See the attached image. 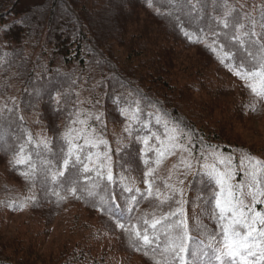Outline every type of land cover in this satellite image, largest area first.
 Returning <instances> with one entry per match:
<instances>
[{
    "label": "trees",
    "instance_id": "1",
    "mask_svg": "<svg viewBox=\"0 0 264 264\" xmlns=\"http://www.w3.org/2000/svg\"><path fill=\"white\" fill-rule=\"evenodd\" d=\"M229 3L235 5L234 0ZM173 4L183 5L184 0H173ZM255 6H264V0ZM187 13L188 7L182 11L170 7L169 0H151V6L149 0H125L122 4L117 0H0V105L11 106L10 98H14L19 105L17 115L24 117L22 127L34 137L42 132L53 138L54 132H63L78 109L102 112L105 138L113 149L115 183L100 190L99 196L107 199L108 193L114 192L121 207L128 195L122 191L123 184L143 190L145 169L136 158L142 145L133 139H124L128 147L122 149V159L115 152L113 130L123 127L119 107L134 108L139 103L141 119L150 121L154 132L163 133L155 115H164L225 154L249 151L240 140L246 132L253 135L254 125L264 122V99L254 96L246 82L229 70L231 61H226L229 67L220 63L217 57L223 56L222 51L214 53L207 46L212 41L208 17L217 15L211 4L191 23ZM254 15L258 17L259 12ZM200 28L208 37L203 42H197ZM220 42L226 43L222 38ZM34 88L40 89L39 97L26 95L25 89L31 94ZM58 91L61 111L55 112L52 97ZM29 99L34 107L22 102ZM4 115L7 117V113ZM20 128L21 122L15 118L0 120V225L26 212L31 219L30 233L38 236L46 233L57 218H66L68 235L73 239L79 233V238L73 239V244L65 240L50 264H153L142 252L129 247L127 237L115 227V218L100 210L99 196L96 206L92 198L72 196L57 203L55 196L49 193L45 198L39 185L30 186L10 169L12 146ZM146 131L137 129L135 134L143 136ZM199 147L197 144V151ZM122 175L128 178L123 184ZM158 175L163 178L160 171ZM240 178L237 176V180ZM191 181L192 177L186 199L209 194L208 185L199 178L190 191ZM33 194L38 201L35 206L29 203L22 211L7 206ZM151 203L142 202L140 213L151 212ZM185 208L191 227L201 209L192 203ZM200 219L209 231L215 229V222L207 215ZM34 227L37 232H33ZM104 242L109 244L108 249H103ZM26 247L22 248L24 253L20 248L17 253L23 255L14 259L0 243V264H26L30 256L35 258L33 250Z\"/></svg>",
    "mask_w": 264,
    "mask_h": 264
},
{
    "label": "snow or ice",
    "instance_id": "2",
    "mask_svg": "<svg viewBox=\"0 0 264 264\" xmlns=\"http://www.w3.org/2000/svg\"><path fill=\"white\" fill-rule=\"evenodd\" d=\"M209 4L217 15L208 17L212 41L207 46L214 53L222 51L223 56L217 57L220 63L229 67L226 61H231L229 70L246 82L245 86L254 96L264 99V6L246 7L241 3L237 7L229 0H196V3L184 0L183 5H174L169 0L170 7H179L181 11L188 7V23L201 18L200 11L206 12ZM256 11L258 17L254 15ZM204 31L199 29L197 42L208 38ZM184 35L189 33L184 31ZM221 38L226 43H221ZM25 93L39 97L40 89L34 88L31 94L25 89ZM52 100L53 111H61L59 91ZM10 102L11 106L0 105V120L15 118L21 122L20 134L12 146L10 169L30 186L39 185L45 198L49 193L57 198V203L68 196L92 198L96 206L99 191L115 183L113 149L105 138L104 114L78 109L76 118L69 120L63 132H54L53 138L34 137L22 127L24 117L17 115L19 105L15 99L10 98ZM22 102L29 108L34 107L31 99ZM142 112L139 103L134 108H118L123 127L121 135L115 137V152L123 158L122 149L128 147L123 143L126 137L142 145L136 158L145 169L142 171L145 188L123 184L128 178L122 175V191L128 194L123 207L116 202L114 192L108 193L107 199L99 196L100 210L110 219L115 218V227L127 237L129 247L142 252L153 264H264V162L241 150L239 162L234 166L232 154L205 144L203 137L197 139L194 132L171 123L164 115H155V122L162 126L163 133L152 131L151 122L141 119ZM90 120L95 124H89ZM137 129L147 130L146 134H135ZM177 153L178 163L161 178L159 169ZM190 176L189 190L199 178L210 189L206 197L198 194L191 201L185 198V181ZM237 176L241 178L237 180ZM144 201H155L151 203V212L140 213L139 205ZM29 203L38 204L34 194L7 206L13 211H22ZM189 203L201 209L193 217L191 227L185 208ZM204 215L215 222L214 230L209 231L201 222L200 217Z\"/></svg>",
    "mask_w": 264,
    "mask_h": 264
},
{
    "label": "rangeland",
    "instance_id": "3",
    "mask_svg": "<svg viewBox=\"0 0 264 264\" xmlns=\"http://www.w3.org/2000/svg\"><path fill=\"white\" fill-rule=\"evenodd\" d=\"M125 0H117L118 4L124 3ZM262 2V0H234V4L238 7L241 3L245 4L246 7L249 5L255 6L256 3ZM81 112H85V110L82 108ZM83 118V117H81ZM33 119V118H32ZM34 120V119H33ZM264 122L261 124L254 125V136L249 134V132L244 133L245 136L242 137V140H240V144L246 146L248 150H243L250 155L254 156L255 158L261 160L264 162ZM76 127H79V125H76ZM242 129L244 126L241 127ZM35 130H38L35 128ZM122 133V128H117L113 130L114 136H120ZM40 136H46L44 133H39ZM39 136V135H38ZM242 150V149H241ZM238 154L233 155L235 157V163L238 164L239 157L241 154V151H237ZM257 154V155H255ZM179 153H177L176 156L169 157L164 164L159 169L160 173L162 174L163 178L167 176L168 170L172 167L173 164L178 163ZM211 162V161H210ZM191 177V176H190ZM188 178L187 181H185V191L187 184L189 182ZM182 178V177H181ZM175 181V176L173 177V182ZM192 215V213H190ZM8 222L2 223L0 226V243L5 245V253L10 254L12 258H17L18 256L23 255L24 249L23 247L27 248L26 246H29V251L33 250L31 254H33V257H29L28 262L26 264H50V258L55 257L54 254L58 250V247H60L65 240H68L69 243L73 244V239L78 240L79 233L74 235L73 239L68 235V223L66 222V218L59 217L55 220L54 224L46 230V233L39 234L36 236V234L30 233V229L32 228L31 225H29V222L31 219L28 220V216L26 212L17 214L15 216H12L9 218ZM29 228V229H28ZM33 232H37V228H33ZM78 232V231H76ZM87 233V232H86ZM15 247V249H14ZM109 244L104 242L103 249H108ZM21 248V251L23 253L17 251ZM14 250V253L12 251ZM28 253V250H25ZM26 254V253H25ZM41 262V263H40ZM24 264V261H23Z\"/></svg>",
    "mask_w": 264,
    "mask_h": 264
}]
</instances>
